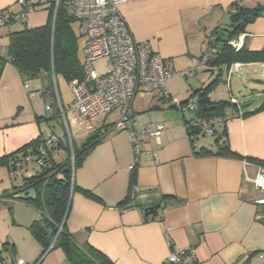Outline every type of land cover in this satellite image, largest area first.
Segmentation results:
<instances>
[{
	"label": "crops",
	"instance_id": "crops-1",
	"mask_svg": "<svg viewBox=\"0 0 264 264\" xmlns=\"http://www.w3.org/2000/svg\"><path fill=\"white\" fill-rule=\"evenodd\" d=\"M236 1H243L248 7L264 5V0H126L119 8L135 39L163 57L170 69L192 68L191 78H197L199 70L207 72V79L198 80L195 92L206 87L217 73L216 68L205 67L201 56L208 35L227 20L226 10ZM0 10L15 14L23 11L15 0H0ZM48 17V10L41 6L27 13L23 21L1 26L0 55L8 52L9 33L25 24L43 25ZM242 38L249 49H264V13L247 26L239 36ZM236 74L240 77L235 87ZM56 83L57 97L64 105L70 103L68 82L59 75ZM47 85L45 77L25 81L13 64L5 65L0 80V156L53 132L63 139L67 137L69 142L66 127L61 135L50 126L51 121L38 119L43 116L41 102L50 111L44 95ZM168 92L173 101L182 100L174 99L169 89ZM231 97L238 100L241 108L227 110V138L242 158L197 155L195 150L203 146L216 149V139L193 142L186 124V117L192 114L171 105L176 113L165 112L150 122L154 126L159 122L165 124L159 141L147 136L138 142L127 130L109 131L106 140L96 145L75 169L76 185L91 189L102 198L98 201L73 190L67 227L78 245L102 251L113 264H163L172 251L187 248L195 249L192 264H264V224L257 220V214L264 211V192L254 184L264 162V110L242 116L264 99V62L246 64L243 72L229 69L225 78L214 85L211 100ZM133 111L137 127L144 121L136 115L134 104ZM215 125L220 131L222 120L217 119ZM71 129L76 146H80L87 132L76 125ZM135 141L141 149L139 155L135 153ZM67 156L66 152L64 157ZM136 161L135 168L129 169ZM29 169H24L25 174L30 175ZM133 172L137 184L132 199L119 206ZM22 175L24 171L12 177L7 167H0V181L5 187L0 197L10 192L14 184H22ZM27 201L0 200L8 204L13 217L11 232L0 237V249L4 242L8 243L0 261L66 264L61 248L44 252L43 245L30 231L32 222L42 214ZM152 206L158 209L147 214Z\"/></svg>",
	"mask_w": 264,
	"mask_h": 264
},
{
	"label": "trees",
	"instance_id": "trees-1",
	"mask_svg": "<svg viewBox=\"0 0 264 264\" xmlns=\"http://www.w3.org/2000/svg\"><path fill=\"white\" fill-rule=\"evenodd\" d=\"M68 2L69 0H61L57 5L56 0H48L43 6L49 12L47 22L37 27H29L25 24L22 29L9 33L8 52L6 55H0V80L5 65L11 63L18 69L25 81L40 79L41 77H45L48 81L44 95L46 102L51 101L52 103H47V106L50 107L48 110H52L54 107V114L52 117L40 116L38 117L39 120L62 119L59 110V103H62L61 98L55 96L51 91V84L56 81L57 76L61 75L68 83L73 80L82 81L85 77L80 52V39L77 29L73 25L75 17ZM22 9L20 14L0 10V16L7 18L6 25L11 22L23 21L30 10L26 7H22ZM263 13L264 5L262 4H257L254 7L246 6L243 1H236L231 4L225 13L227 20L208 35V37H215L212 45L217 47V50L209 56L204 65L209 69H217L215 77L206 87L195 91L190 99L173 101L171 95L167 99L159 97L176 108H180V105L197 98L195 102L197 106L189 112L192 116L196 114V116L207 119L211 124L212 132L206 133L196 128L191 120L192 116L186 117L187 132L193 142H196L200 136L207 134L215 135L217 142L216 149L203 146L195 150L197 155L242 158V155L230 146L225 126L227 110L229 108L239 110L241 108L240 103L234 97L211 100L208 95L213 91L214 85L225 78L234 63L264 62V49L252 50L246 44L240 48L232 45V42L245 32L247 26L263 16ZM263 110L264 99L257 108L244 113L242 116L256 114ZM183 112L185 111L183 110ZM217 119L222 120L220 131L215 125ZM108 134V130L99 129L90 134L80 146L74 145V159L71 156L72 150L68 138L63 139L55 132L48 137L40 135L19 149L0 156V167H7L12 177L24 171L22 184H14L11 191L2 195L0 200L7 198L14 200L17 199L18 194L35 189L36 197L27 202L39 210L42 217L33 221L29 229L43 245L44 252L53 247L61 248L67 259L66 264H113V261L102 251L90 245L84 248L78 245L73 233L67 227V215L73 190H80L89 198L102 200L93 190L76 185L73 179V169L81 165L93 148L106 140ZM51 136H56L58 141L53 144L48 143L47 141ZM59 150H65L68 154L67 158L61 162H58L54 156V153ZM39 160L43 162L40 168L36 166ZM29 165L34 166V172L27 175L24 169H29ZM136 165L137 161L134 163V168ZM136 184L137 176L133 172L127 194L119 201V206L125 205L132 199ZM7 244L5 242L2 244L0 260L3 258V252L7 250Z\"/></svg>",
	"mask_w": 264,
	"mask_h": 264
},
{
	"label": "built area",
	"instance_id": "built-area-1",
	"mask_svg": "<svg viewBox=\"0 0 264 264\" xmlns=\"http://www.w3.org/2000/svg\"><path fill=\"white\" fill-rule=\"evenodd\" d=\"M61 0H57V5ZM126 0H69L80 39V52L85 72L82 81L73 80L69 83L72 90V100L64 105L59 103V110L68 135L71 127L76 125L88 134L97 132L107 126L108 131H129L130 135L139 142L140 138L155 137L158 141L165 124L140 122L135 127L133 104L139 93H154L161 99H167L170 94L166 88V81L174 75L190 77L194 69L174 71L170 69L157 52L146 43L139 42L133 36L119 5ZM21 7L33 11L37 7L46 5L48 0H15ZM14 18V17H13ZM7 18L0 16V26L6 25ZM214 36L207 39L206 48L201 56L205 64L210 55L216 52L213 46ZM240 48L243 38L232 42ZM107 57L109 63L105 73L100 74L93 68V62ZM250 64V63H249ZM246 64L234 63L230 72H243ZM211 97V94L208 95ZM197 98L180 105L181 110L193 111L197 106ZM235 101V99H233ZM47 109H50L47 106ZM114 114L115 119L106 124ZM191 120L196 128L206 133L212 132L210 122L200 116L193 115ZM58 141L51 136L48 143ZM135 141V153L140 154L139 143ZM157 160L156 151L152 152ZM42 160L36 166H42ZM134 164L129 167L133 169ZM256 187L264 192V162L260 164L254 179ZM264 204V199L261 200ZM257 220L264 224V211L257 214ZM262 257H264L262 255ZM195 261V249L187 248L172 251L163 264H192ZM0 264H3L0 262Z\"/></svg>",
	"mask_w": 264,
	"mask_h": 264
},
{
	"label": "rangeland",
	"instance_id": "rangeland-1",
	"mask_svg": "<svg viewBox=\"0 0 264 264\" xmlns=\"http://www.w3.org/2000/svg\"><path fill=\"white\" fill-rule=\"evenodd\" d=\"M109 63V59L107 57L104 58H100L97 59L93 62V68L99 72L100 74L105 73V71L107 70V65ZM207 72L199 70L198 73V77H194V78H189V77H185L182 75H174L172 77H170L166 83H167V90L169 89V91L171 92V94L173 95L174 99H186L187 97H189L195 90V86H197V82L199 79L202 78V80H206L207 76L206 75ZM205 74V75H204ZM204 77V78H203ZM235 77H237L235 79ZM239 75H235L234 76V86H237V82L239 80ZM206 78V79H205ZM70 92H71V96H72V90L71 87L68 83ZM202 86V85H200ZM51 91L52 93H54L55 96H57L58 92H57V83L56 81H53L51 84ZM240 96V95H239ZM239 99H241V101H243V96L239 97ZM257 95H254V97H256ZM253 97V96H251ZM247 98V97H246ZM46 103H51V101L46 102ZM41 111L43 116L46 117H52L54 114V109L47 111L46 110V105L44 102H41ZM134 110L136 111V115L139 117L140 120H143L146 123H150L152 121H155V119L157 118V116L165 113V112H169V113H176L175 109L170 107V103L167 102L166 100H161L159 97H157L154 93H139L134 101ZM177 115V114H176ZM115 119V115L112 114L109 117V121H113ZM47 126V125H46ZM53 129H55L57 132H59L61 135L65 134V125L64 122L61 118L59 119H53L51 120V125ZM78 127V126H77ZM65 130V131H64ZM70 135L69 137V142H70V146H71V156L73 157L72 159H74V154H73V147L75 144L74 139H73V131L71 129L70 131ZM88 134V133H87ZM90 134H88L86 136V138L89 136ZM215 135H210L207 134L205 136H200L197 140V143L199 142H207V141H212L214 142L215 140ZM61 152V153H59ZM66 152H64V150L62 151H58L54 153L55 159L58 162H61L65 159L64 154ZM64 157V158H63ZM74 162V161H73ZM30 169H29V174L34 172V166L33 165H29ZM31 170V171H30ZM75 175V169H73V177ZM1 180V179H0ZM3 182L0 181V195L4 192V188L3 187ZM13 217L11 215V211L8 207V204L6 202H0V237H6L7 232H11L10 229V224L13 221L12 220Z\"/></svg>",
	"mask_w": 264,
	"mask_h": 264
},
{
	"label": "water",
	"instance_id": "water-1",
	"mask_svg": "<svg viewBox=\"0 0 264 264\" xmlns=\"http://www.w3.org/2000/svg\"><path fill=\"white\" fill-rule=\"evenodd\" d=\"M36 197V191L35 189H30L27 192H22L17 195V198L23 199V200H31ZM158 209V206H152L147 209V214H154L156 210Z\"/></svg>",
	"mask_w": 264,
	"mask_h": 264
}]
</instances>
